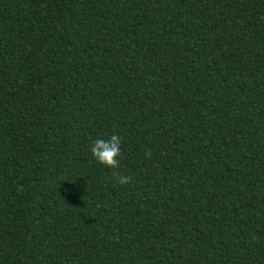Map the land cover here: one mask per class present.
Returning <instances> with one entry per match:
<instances>
[{"label":"trees","instance_id":"1","mask_svg":"<svg viewBox=\"0 0 264 264\" xmlns=\"http://www.w3.org/2000/svg\"><path fill=\"white\" fill-rule=\"evenodd\" d=\"M0 264H264V0H0Z\"/></svg>","mask_w":264,"mask_h":264},{"label":"clouds","instance_id":"2","mask_svg":"<svg viewBox=\"0 0 264 264\" xmlns=\"http://www.w3.org/2000/svg\"><path fill=\"white\" fill-rule=\"evenodd\" d=\"M121 142L122 137L117 134L107 139L98 136L90 140L88 150L97 163L115 169L120 166ZM131 180L129 175H116V181L121 185H127Z\"/></svg>","mask_w":264,"mask_h":264}]
</instances>
